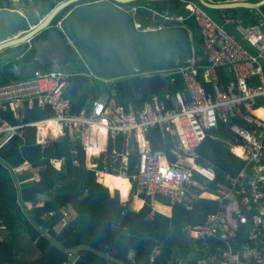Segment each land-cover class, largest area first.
<instances>
[{
    "label": "built area",
    "instance_id": "obj_1",
    "mask_svg": "<svg viewBox=\"0 0 264 264\" xmlns=\"http://www.w3.org/2000/svg\"><path fill=\"white\" fill-rule=\"evenodd\" d=\"M179 1L199 29L201 56L191 46L186 65L103 78L86 66L69 42L75 59L84 63L83 72L71 74L59 68H41L32 70L27 78L0 85V150L14 136L21 135L24 126H34L36 143L44 146L46 125H50L55 139L63 136H68L70 141L80 139L86 167L95 171L98 182L101 175L110 174V169L126 178L130 189L135 184L137 193L159 195L186 211H192L202 199L216 201L215 212L184 231V235L193 236L196 241V264H264V31L260 24L235 25L230 17H222L220 24L197 0ZM205 1L219 4L244 0ZM121 8L132 17L139 32L160 31L169 28L170 23L181 25L185 20L179 15L167 16L145 8L151 15L145 16L149 22L143 25L138 17L139 7ZM63 19L53 24L60 32ZM233 26L237 37L227 30ZM75 75L105 84L130 76L141 81L158 77L165 86L159 94H146L139 107H124L113 95L99 94L88 105L74 111L67 88L68 78ZM177 78L182 80L183 90L172 92ZM33 108L50 110L52 114L37 122L18 125L9 124L5 117L11 110L20 119L26 109ZM39 124L43 129L40 141ZM219 125L231 134V140L227 141L230 152L243 161L234 174L224 175V182H217L213 166L201 161L197 151L208 132ZM155 128L162 139H171L173 163L168 161L164 150L151 148L147 134ZM135 150L136 162L130 173V155ZM99 158L103 170H97L95 160ZM62 161L52 159L50 163L59 169ZM39 169L25 162L13 173L20 175L28 171L31 179L38 180ZM52 215L49 212L41 218ZM70 221L65 213L55 230L66 228ZM159 253L160 247L155 246L150 260ZM192 258L191 255L188 259ZM166 264H187V260L171 257Z\"/></svg>",
    "mask_w": 264,
    "mask_h": 264
},
{
    "label": "trees",
    "instance_id": "obj_2",
    "mask_svg": "<svg viewBox=\"0 0 264 264\" xmlns=\"http://www.w3.org/2000/svg\"><path fill=\"white\" fill-rule=\"evenodd\" d=\"M61 1L64 0H34V4L38 10H45L41 14L46 15ZM95 1L98 0H82L77 4H92ZM77 4L60 12L53 24ZM10 5L9 0H0V8H10ZM121 6L139 7L143 25L147 24L145 16L151 15L145 8L158 14L185 17L182 26L190 45L198 56L202 55L199 29L179 0H139ZM241 10L250 13L249 10ZM261 10L264 13V5ZM249 15L252 16L251 25L263 22L254 11ZM132 80L135 78H124L108 84L90 81L76 97L71 98L73 110L79 111L99 94L113 95L124 107L141 106L143 100H135L132 94ZM3 84H7L6 78L0 79V85ZM183 87L182 80L177 78L172 92L182 91ZM51 114L50 110L44 112L33 108L26 109L20 119H16L11 110L5 117L9 124L18 125L37 122ZM20 131L21 135L14 136L0 150V230L3 232L0 264H65L72 259L73 264H166L171 257L186 259L187 264H196V241L193 236L187 237L183 232L187 227L202 223L208 214L215 212L216 201L202 199L192 211H186L182 206L171 205L159 195L137 193L135 184L130 189L128 180L116 177V173L110 169V174L104 173V179L99 183L95 171L86 167L80 139L70 141L68 136L55 139L51 126L46 125L47 143L41 146L36 143L34 126H24ZM42 132V126L37 125L39 141ZM147 139L153 150H164L168 161H175L170 152L174 148L170 138L162 139L155 128L147 134ZM228 140H231L230 132L219 125L216 130L208 132L197 149L201 161H208L213 166L217 182H224L225 174H234L243 165V161L230 152ZM92 153L96 155L97 152L92 150ZM136 156L135 150L130 155V173ZM52 159L63 160L59 169L51 165ZM95 161L97 170H103L102 159ZM25 162L32 167H40L38 180L31 179L32 174L28 171L20 175L13 173ZM139 198L143 200V205L134 211L132 209H138L142 204ZM69 207L76 215L73 218L69 216L71 221L66 228L56 231L57 223L65 213L69 214ZM49 212H53L51 217L41 218ZM44 229H48V232H44ZM22 241L28 243L29 248ZM155 246L160 247V253L150 260ZM71 251L72 254L69 253ZM191 255L192 260L188 259Z\"/></svg>",
    "mask_w": 264,
    "mask_h": 264
},
{
    "label": "water",
    "instance_id": "obj_3",
    "mask_svg": "<svg viewBox=\"0 0 264 264\" xmlns=\"http://www.w3.org/2000/svg\"><path fill=\"white\" fill-rule=\"evenodd\" d=\"M80 1H61L46 15L41 14L37 22L16 9L0 8V79L27 78L36 65L43 69H58L74 54L69 42L86 66L103 78L175 68L188 63L191 45L183 27L153 32H139L134 28L132 17L121 5L139 0H99L74 6L64 16L62 32L56 30L53 21L57 15ZM197 1L209 10L254 11L261 16L263 22L259 28L264 31V13L261 10L264 0L219 4ZM89 82L84 76L69 77L68 95L76 97ZM164 86V81L158 77L130 82L137 101L143 100L146 94H159Z\"/></svg>",
    "mask_w": 264,
    "mask_h": 264
},
{
    "label": "rangeland",
    "instance_id": "obj_4",
    "mask_svg": "<svg viewBox=\"0 0 264 264\" xmlns=\"http://www.w3.org/2000/svg\"><path fill=\"white\" fill-rule=\"evenodd\" d=\"M75 4H77V3H75ZM20 5L25 6L26 3H22ZM77 5H79V4H77ZM11 6L12 5H10V7ZM29 7L31 10L27 11V13H25V14H27L28 18L33 20V22L37 19H40L41 13H43L45 11V10L40 11V10L36 9L35 6H32V5ZM206 12L209 14V16L213 20H215L216 22H218L220 24L223 23L222 17H230L233 19L235 25H242V26L251 25L250 22H251L252 16L249 15V13L247 14V12L245 10L237 9L235 11L229 12L228 10L210 11L208 9V11L206 10ZM172 27H183V26H182V24L180 25V24H176V23H170L169 28H172ZM232 28H234V26L233 27H227V30L229 31L230 34L237 37V34L234 31H232ZM74 56H75L74 54L71 56V60L67 64L60 65L59 70H61L62 72L71 73V74L83 72L84 71V63L82 62L81 59H75ZM40 69H41V67L39 65H36V67L33 70H40ZM125 78L129 79V78H133V77L130 76V77H125ZM6 80H7V83H13L15 81V79H12L10 77H8ZM183 233L185 234L186 232H183ZM2 235H3V232L0 230V239L2 238ZM22 243L25 245V247L29 248L28 243H26L25 241H22Z\"/></svg>",
    "mask_w": 264,
    "mask_h": 264
},
{
    "label": "crops",
    "instance_id": "obj_5",
    "mask_svg": "<svg viewBox=\"0 0 264 264\" xmlns=\"http://www.w3.org/2000/svg\"><path fill=\"white\" fill-rule=\"evenodd\" d=\"M30 1V2H29ZM245 1H249V0H245ZM11 2V1H10ZM22 3H26V5L25 6H21L20 4H22ZM11 9H16V10H18V11H21L22 13H27V11H29V10H31L30 9V7L29 6H35V4H34V0H22V1H19V2H11ZM21 6V7H20ZM36 9H38V8H36ZM25 15H27V14H25ZM138 17H139V20H140V16L138 15ZM147 20V19H146ZM159 21H161V19H158V22ZM149 21L147 20V23H148ZM146 25V24H145ZM190 35V34H189ZM202 48V47H201ZM130 190V189H129ZM134 197H137V196H134ZM134 197H133V200H134ZM138 198V197H137ZM140 199V198H139ZM133 200H132V202H133ZM141 200V199H140ZM142 201V204H141V206L138 208V209H132V210H134V211H138L141 207H142V205H143V200H141ZM132 202H131V204H132ZM69 216L71 217V218H73L76 214L74 213V211L69 207Z\"/></svg>",
    "mask_w": 264,
    "mask_h": 264
},
{
    "label": "bare ground",
    "instance_id": "obj_6",
    "mask_svg": "<svg viewBox=\"0 0 264 264\" xmlns=\"http://www.w3.org/2000/svg\"><path fill=\"white\" fill-rule=\"evenodd\" d=\"M92 151V150H91ZM116 177H121V176H118V175H115ZM103 179H104V174L103 175H101V177L99 178V182L101 183L102 181H103Z\"/></svg>",
    "mask_w": 264,
    "mask_h": 264
},
{
    "label": "flooded vegetation",
    "instance_id": "obj_7",
    "mask_svg": "<svg viewBox=\"0 0 264 264\" xmlns=\"http://www.w3.org/2000/svg\"><path fill=\"white\" fill-rule=\"evenodd\" d=\"M30 2V1H29ZM77 6V5H76ZM29 59V58H28Z\"/></svg>",
    "mask_w": 264,
    "mask_h": 264
}]
</instances>
